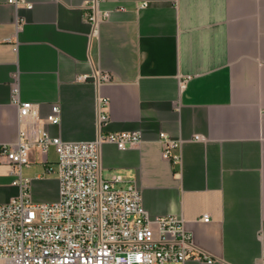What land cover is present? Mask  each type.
Wrapping results in <instances>:
<instances>
[{
  "label": "crops",
  "instance_id": "1",
  "mask_svg": "<svg viewBox=\"0 0 264 264\" xmlns=\"http://www.w3.org/2000/svg\"><path fill=\"white\" fill-rule=\"evenodd\" d=\"M7 1L0 146L36 129L63 142L137 132L139 148L102 145V177L134 182L147 214L180 219L211 264H264V0H103L109 18L96 34L84 18L90 0ZM15 91L37 106V120L19 119ZM99 99L107 119L98 125ZM52 106L58 125L44 122ZM161 133L182 142L172 151L180 162L162 159ZM56 162L52 147L29 152L22 175L33 202L57 200ZM12 182L2 159L0 204L18 196Z\"/></svg>",
  "mask_w": 264,
  "mask_h": 264
},
{
  "label": "built area",
  "instance_id": "2",
  "mask_svg": "<svg viewBox=\"0 0 264 264\" xmlns=\"http://www.w3.org/2000/svg\"><path fill=\"white\" fill-rule=\"evenodd\" d=\"M102 1L90 0L84 13L92 34L109 18L108 11L99 9ZM7 4L31 8L24 0H8ZM85 80L86 76L77 78L78 82ZM97 80L106 83L109 77L101 75ZM13 101L21 121L37 120L36 105L20 103L16 91ZM106 103L98 100V125L107 119L100 112ZM60 115L59 106H52L44 122L58 125ZM142 143L137 132L99 134L91 142H63L36 129L31 139L21 132L17 142L0 146V162L5 159L12 185L18 189L16 198L0 204V264H184L188 259L211 264L213 260L195 253L180 219L147 214L134 182L119 175L109 180L102 177L103 144L123 151ZM158 144L163 160L180 162L172 151L180 150L181 141L161 133ZM50 147L57 156L58 197L55 202L35 203L30 197L31 180L22 175V168L28 166L32 149L44 155ZM200 221L209 222V216L203 215Z\"/></svg>",
  "mask_w": 264,
  "mask_h": 264
}]
</instances>
